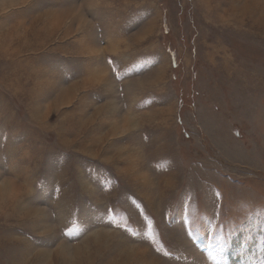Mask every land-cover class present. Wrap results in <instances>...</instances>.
<instances>
[{"label":"rangeland","instance_id":"374dc122","mask_svg":"<svg viewBox=\"0 0 264 264\" xmlns=\"http://www.w3.org/2000/svg\"><path fill=\"white\" fill-rule=\"evenodd\" d=\"M0 264H264V0H0Z\"/></svg>","mask_w":264,"mask_h":264},{"label":"crops","instance_id":"0c3cea01","mask_svg":"<svg viewBox=\"0 0 264 264\" xmlns=\"http://www.w3.org/2000/svg\"><path fill=\"white\" fill-rule=\"evenodd\" d=\"M105 107V109H106V106H104ZM105 109L102 111V114L105 116L106 115V111H105Z\"/></svg>","mask_w":264,"mask_h":264}]
</instances>
